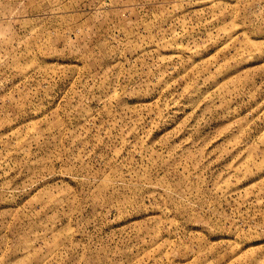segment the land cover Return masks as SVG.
<instances>
[{
	"label": "rangeland",
	"instance_id": "rangeland-1",
	"mask_svg": "<svg viewBox=\"0 0 264 264\" xmlns=\"http://www.w3.org/2000/svg\"><path fill=\"white\" fill-rule=\"evenodd\" d=\"M0 264H264V0H0Z\"/></svg>",
	"mask_w": 264,
	"mask_h": 264
}]
</instances>
